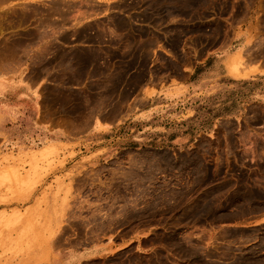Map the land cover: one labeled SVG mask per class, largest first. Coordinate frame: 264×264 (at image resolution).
Wrapping results in <instances>:
<instances>
[{
    "label": "rangeland",
    "instance_id": "rangeland-1",
    "mask_svg": "<svg viewBox=\"0 0 264 264\" xmlns=\"http://www.w3.org/2000/svg\"><path fill=\"white\" fill-rule=\"evenodd\" d=\"M4 1L0 76L37 86L47 122L27 141L35 150L0 148V264H45L134 225L159 229L84 264H264L261 109L191 151L89 161L93 144L74 141L98 118L141 106L148 82L175 81L185 62L237 35L263 56L264 0ZM55 130L65 146L44 142Z\"/></svg>",
    "mask_w": 264,
    "mask_h": 264
},
{
    "label": "crops",
    "instance_id": "crops-1",
    "mask_svg": "<svg viewBox=\"0 0 264 264\" xmlns=\"http://www.w3.org/2000/svg\"><path fill=\"white\" fill-rule=\"evenodd\" d=\"M246 44L242 33L227 47L185 62L175 81L169 77L148 82L140 93L139 99L145 97L141 106L131 108L121 120L98 118L74 141L93 144L86 157L91 161L104 155L111 159L122 150L191 151L210 141L224 124L240 126L253 109L264 111V55L252 58ZM37 88L23 78L11 81L0 76V148L3 140H18L16 152L35 150L27 141L41 136L40 127L47 122L41 113L38 117ZM44 139L49 146L66 145L59 133ZM158 229L149 225L121 228L99 243L53 253L45 264H84L106 258L137 246Z\"/></svg>",
    "mask_w": 264,
    "mask_h": 264
},
{
    "label": "bare ground",
    "instance_id": "bare-ground-1",
    "mask_svg": "<svg viewBox=\"0 0 264 264\" xmlns=\"http://www.w3.org/2000/svg\"><path fill=\"white\" fill-rule=\"evenodd\" d=\"M5 1H6V0H5ZM5 1H4V2H5ZM1 4H2V2H1ZM58 9H59V8H58ZM62 10H63V9H62ZM60 11H61V10H60ZM39 12H40V11H39ZM56 12H57V11H56ZM38 14H39V13H38ZM64 14H65V13H64ZM40 15H41V14H40ZM49 16H50V15H49ZM63 21H64V20H63ZM0 31H1V30H0ZM11 31H12V30H11Z\"/></svg>",
    "mask_w": 264,
    "mask_h": 264
}]
</instances>
